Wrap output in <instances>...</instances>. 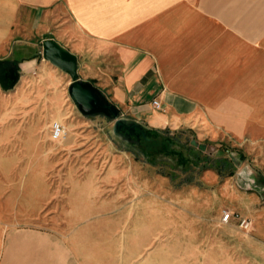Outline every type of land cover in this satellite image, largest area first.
I'll use <instances>...</instances> for the list:
<instances>
[{
	"label": "crops",
	"instance_id": "obj_1",
	"mask_svg": "<svg viewBox=\"0 0 264 264\" xmlns=\"http://www.w3.org/2000/svg\"><path fill=\"white\" fill-rule=\"evenodd\" d=\"M46 39L75 55L78 79L143 129L264 146V0H0V61L17 64L19 83L39 78L26 93L16 91L22 100L71 83L43 59ZM49 96L47 107L33 104V111H53ZM7 109L0 87V124ZM51 117L39 119L29 152L13 154L0 142V264L214 263L213 249L200 251L198 232L167 233L161 201L144 182L119 186L129 169L111 167L101 180L109 192L96 173L81 180L56 169L54 140L43 135ZM55 175L64 178L51 182ZM131 193L132 208L149 207L84 229L71 220L86 204L120 210ZM23 200L34 205L30 219L17 217Z\"/></svg>",
	"mask_w": 264,
	"mask_h": 264
},
{
	"label": "rangeland",
	"instance_id": "obj_2",
	"mask_svg": "<svg viewBox=\"0 0 264 264\" xmlns=\"http://www.w3.org/2000/svg\"><path fill=\"white\" fill-rule=\"evenodd\" d=\"M55 72L62 74L60 70ZM37 81L39 78L35 75L28 81L18 82L15 89L3 90L8 108L6 123L0 124L3 150L13 154L17 150L20 155L31 151L39 119L45 123L49 114L52 116L49 123H61L66 132L64 138L53 141L56 169L71 170L73 178L81 180L86 179L88 174L96 173L97 184L102 186L101 180L109 174L111 167L129 169L127 173L133 175L125 176V181L119 186L126 185L128 179L144 182L149 189L147 193L156 204L161 201L162 214L164 212L167 218V233L198 232L200 251L213 249V264H264V146L254 148L234 140L216 143L182 129L158 133L154 142L147 135H140V139H135L133 143L115 135L114 123L105 117L83 116L70 99L64 84L53 89L50 84L45 85L49 89L47 93L54 94L48 95L53 99V111H33V104L43 109L47 107L48 96H30L22 100L21 96H16V91L26 93L29 88L38 86ZM44 84L45 81L41 87ZM36 98L40 100L36 101ZM47 131L51 135V128H45L44 137ZM21 141H25V148L24 144L21 147ZM177 153L182 154L189 164L180 165ZM197 153L201 161L196 165ZM240 155L244 157L242 160ZM225 159L233 161L235 171L232 176H228L227 171L218 174L212 168ZM4 163L9 164L10 161ZM133 169L143 171L136 172L141 175L135 176ZM249 169L251 175H248ZM238 171H243L245 176L238 175ZM62 178L55 175L50 177V181L54 179L57 182ZM27 182L28 177H24L23 183ZM129 183L127 187L132 186ZM105 186L104 183L103 189ZM106 187L109 192L110 188ZM129 196L127 205L120 210L109 205L95 207L86 204L79 208L77 218L71 217V220L80 222L79 226L84 229L125 215L126 210L137 215L140 209L149 207L144 204L143 208H132L133 194ZM19 204L17 217L30 219L34 205H27L26 210L25 200ZM155 208L157 214V205ZM223 211L233 216L226 225L221 222ZM238 218H248L251 228L247 231L240 228ZM204 258L200 255V260Z\"/></svg>",
	"mask_w": 264,
	"mask_h": 264
},
{
	"label": "water",
	"instance_id": "obj_3",
	"mask_svg": "<svg viewBox=\"0 0 264 264\" xmlns=\"http://www.w3.org/2000/svg\"><path fill=\"white\" fill-rule=\"evenodd\" d=\"M42 57L50 64L68 74L71 83L68 94L77 110L85 117L102 116L112 121L115 135L122 139L134 136L138 141L140 135L145 137V130L138 124L120 117L119 110L88 81L78 79L77 58L54 40L42 42ZM19 80L17 64L11 61H0V87L4 91L14 89ZM126 131L124 135L122 133ZM201 148V147H200Z\"/></svg>",
	"mask_w": 264,
	"mask_h": 264
},
{
	"label": "built area",
	"instance_id": "obj_4",
	"mask_svg": "<svg viewBox=\"0 0 264 264\" xmlns=\"http://www.w3.org/2000/svg\"><path fill=\"white\" fill-rule=\"evenodd\" d=\"M152 104L155 109H160V104L157 101H153ZM65 134V128L61 123H54L51 126V138L53 140H60L65 137ZM232 218V214L228 211H223L221 213V222L225 225L228 224ZM238 225L240 228L247 231L251 228V221L248 218H238Z\"/></svg>",
	"mask_w": 264,
	"mask_h": 264
},
{
	"label": "trees",
	"instance_id": "obj_5",
	"mask_svg": "<svg viewBox=\"0 0 264 264\" xmlns=\"http://www.w3.org/2000/svg\"><path fill=\"white\" fill-rule=\"evenodd\" d=\"M146 135L150 139L151 142H154L157 139L158 133H154V132L146 130ZM171 153H174V151H171ZM146 156H147V158H149L148 154H146ZM176 156H177L178 163L180 165L186 166L187 164H189L188 160L182 154L177 153ZM195 158H196V165H197L201 161V159L199 158V153H197ZM239 158H240V160H242L244 157H243V155H240ZM212 168L218 174H223L224 171H227L228 176H232L234 174V171H235L233 161L229 160V159H225L224 161L218 162L217 165H215Z\"/></svg>",
	"mask_w": 264,
	"mask_h": 264
},
{
	"label": "flooded vegetation",
	"instance_id": "obj_6",
	"mask_svg": "<svg viewBox=\"0 0 264 264\" xmlns=\"http://www.w3.org/2000/svg\"><path fill=\"white\" fill-rule=\"evenodd\" d=\"M122 133L125 135V134H126V131H123V130H122ZM126 139H127L128 141H130V142L132 141V142L134 143V141H135L136 138H135L134 136H131L130 138H126Z\"/></svg>",
	"mask_w": 264,
	"mask_h": 264
},
{
	"label": "clouds",
	"instance_id": "obj_7",
	"mask_svg": "<svg viewBox=\"0 0 264 264\" xmlns=\"http://www.w3.org/2000/svg\"><path fill=\"white\" fill-rule=\"evenodd\" d=\"M238 175H240L241 177H244L245 173L243 171H238ZM248 175H251V170L250 169L248 171Z\"/></svg>",
	"mask_w": 264,
	"mask_h": 264
}]
</instances>
